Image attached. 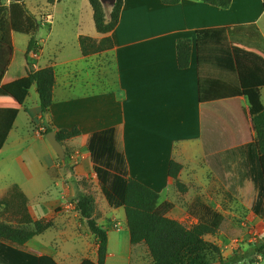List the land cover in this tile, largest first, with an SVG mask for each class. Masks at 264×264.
<instances>
[{"label":"crops","instance_id":"1","mask_svg":"<svg viewBox=\"0 0 264 264\" xmlns=\"http://www.w3.org/2000/svg\"><path fill=\"white\" fill-rule=\"evenodd\" d=\"M79 1L80 6L73 13L77 16L73 22L77 31L72 52L66 49L63 39L54 38L59 24L56 11L63 0H54L53 3L42 1L45 4L43 9L50 10L46 18L47 31L37 18L38 12L30 11L41 25L35 35L40 45L39 52L28 53L31 36L11 31L13 54L2 85L26 77L31 70L45 68H53L56 84L54 102L47 116L44 117L41 112L36 84L32 86L24 105L16 110V122L0 156L10 143L13 146L28 143L15 156V161L24 172V180L0 190V200L14 185H18L29 199L34 221H53L54 228L63 224L70 227L79 223L81 226L83 218L77 210L64 208L62 203L75 200L79 192H85L83 188L78 189L75 183L85 179L93 170L87 149L88 139L93 133L110 128H118L121 132L129 176L156 191L160 201L163 199L160 204L168 201L163 197L178 194L176 181L169 176L172 162L182 167L179 181L185 185L188 195H197L192 185L196 189H208L211 186L209 179L214 180L217 190L227 186L205 160L196 33L203 29L254 24L264 38L263 0H232L227 9L199 0H181L177 5L164 4L162 0H123L119 25L109 35L97 32L90 2ZM21 3L27 5L26 0ZM11 4L12 0H2L3 7L7 9V20ZM81 36L96 40L109 36L114 47L109 52L84 56L79 44ZM185 39L192 43L190 66L180 69L177 44ZM102 59H109L111 66L99 62ZM261 96L264 104V88L261 89ZM239 103L246 109L247 118H238L228 148L246 145L256 137L248 116L247 99L240 98ZM4 104L0 94V109ZM226 106L238 115V107ZM22 114L27 118L24 130L18 127ZM48 123L56 134L64 130L80 131V136L68 143L72 150L80 149L83 153L82 158L78 154L69 158L75 168L73 176L62 173L53 177L50 173L60 165H57L56 152L41 132L46 130ZM35 125L42 126L36 130ZM261 165L264 172V156L261 157ZM247 183L253 187L248 181L243 188H239L238 194ZM169 203L173 208L168 216L181 222L176 213L178 205ZM47 232L30 240L24 250L37 256H51L60 264L58 258L63 260L62 257H56L50 249L38 246L39 238ZM74 237L81 245L80 251L85 254L86 243L80 236ZM124 255L120 252L117 259L122 260ZM91 260L97 261L96 258ZM113 260L109 251L105 264H125L121 260ZM64 263L70 264L66 260Z\"/></svg>","mask_w":264,"mask_h":264},{"label":"trees","instance_id":"2","mask_svg":"<svg viewBox=\"0 0 264 264\" xmlns=\"http://www.w3.org/2000/svg\"><path fill=\"white\" fill-rule=\"evenodd\" d=\"M88 1L94 12L97 32L111 34L119 25L123 0H117L111 9H105L99 0ZM180 1L162 0L168 5H177ZM199 1L223 9L232 4V0ZM1 10L0 24L2 19L6 21L8 30L0 36V94L5 101L0 109V151L16 122V110L24 105L32 86L37 85L40 108L45 117L53 105L56 84L53 68H45L31 70L26 77L2 85L13 54L11 31L31 36L28 53H36L40 45L35 35L41 25L21 0H12L9 20ZM79 44L84 56L109 52L114 47L109 36L100 41L81 36ZM196 44L206 163L229 187L231 194H238L239 188L251 182L256 193L251 210L264 220V172L261 165V157L264 156V104L261 96V89L264 88V38L256 25H240L198 30ZM191 54V41L180 40L177 44L180 69L190 66ZM227 75L231 76L227 78ZM240 98L247 99L248 116L256 137L246 145L228 148L238 118H247L246 109L239 106ZM226 105L238 107V115ZM49 125H46L45 135L54 130ZM78 136V129L57 133L60 142ZM87 149L108 206L114 210L124 209L130 243L146 247L150 256L147 264H210L208 251L214 247L206 242L205 237L216 235L222 229L225 223L222 214L208 210L192 227L170 218L168 214L173 205L160 204V195L156 191L129 176L118 128L93 133L88 139ZM181 169V165L172 162L169 176L176 181L180 192L185 193L187 189L179 181ZM0 207L4 218L0 219V264H59L51 256H37L24 250L30 240L51 229L53 221H34L29 210V199L18 185H14L0 200ZM76 210L86 221L99 247L96 262L86 259L81 264H105L109 235L108 230L93 216L92 197L79 192Z\"/></svg>","mask_w":264,"mask_h":264},{"label":"rangeland","instance_id":"3","mask_svg":"<svg viewBox=\"0 0 264 264\" xmlns=\"http://www.w3.org/2000/svg\"><path fill=\"white\" fill-rule=\"evenodd\" d=\"M26 1V9L29 12L33 10L38 12L37 18L45 25V30L47 31L48 22L46 18L50 14V10L43 9L45 6L42 2L43 0ZM49 1L51 3L54 2V0ZM79 6V0H63V3L56 11L59 24L56 26L54 33L56 36L54 38L63 39L67 44L66 49H69L70 52H72V48L74 47V34L77 31L73 23L77 16H73V13L78 10ZM0 8L2 9L1 13L6 15L7 9L3 7L2 0H0ZM7 27L6 21L2 19L0 36H2L3 32H7ZM99 62H103V65L111 66L109 59H102ZM30 102L32 103V98ZM26 121L27 118L22 114L18 120L20 130H24ZM49 124V126H52L51 123ZM41 126L35 125L34 129L40 130ZM41 132L46 136L45 129L41 130ZM70 140L65 139L60 142L64 149L65 158L61 159L56 153L57 165H60V168L57 167L50 171L53 177L61 176L62 173L65 176H73L75 168L71 164V161H69V158L71 159V156L76 154L80 155L81 158L83 156L80 149L75 151L70 148L68 145ZM27 145L28 143L23 146H13L10 143L1 153L0 190H4L11 183H21L24 180V172L19 163L15 161V156L20 154V151ZM61 168L63 170H60ZM209 183L212 187L210 186L204 190L200 188L196 189V186L192 185V190L195 193L197 192V195H188L186 192L182 193L177 188L178 194H170L167 197H163L168 200L164 203H169L170 201L178 205L176 213L181 222L187 227L197 224L200 216L206 214L208 210L216 211L225 217L222 229L216 235L205 237L206 242L214 247L208 251L210 264H264V221L252 213L251 206L256 196L253 187H251L252 185L250 184V186L247 183L246 187L240 190L238 195H233L229 192L227 186L217 190L214 180L209 179ZM75 184L78 189L79 187L83 188L85 193L93 199V216L108 230L109 251L113 255V261L121 260L120 258L117 259V255L123 252L126 256L124 255L121 262L125 264L149 263L150 256L146 247L130 243L125 212L121 209H111L108 206L98 185L94 171L92 170L85 179L79 182L76 181ZM162 201L163 199L160 202ZM62 207L76 211V199L62 203ZM1 209L0 207V219L4 220L1 215ZM81 224V226L79 223L76 225L71 224L70 227L68 224H63L49 229V232L43 238H39L38 246L50 249V253L55 254L56 257L57 255L58 257H62L63 260L58 258L60 264H66L64 260L70 264H80L81 261L85 260V257L96 258L98 260L99 247L97 240L89 231L84 219ZM75 235L80 236L83 243H86L87 250H85V254L80 251L81 245L78 244V241L74 237Z\"/></svg>","mask_w":264,"mask_h":264},{"label":"water","instance_id":"4","mask_svg":"<svg viewBox=\"0 0 264 264\" xmlns=\"http://www.w3.org/2000/svg\"><path fill=\"white\" fill-rule=\"evenodd\" d=\"M101 2V4L103 5V7L105 9H111L115 6L117 0H99ZM47 140L49 141V143L51 144V146L53 147V149L55 150V152L58 154V156L61 159L65 158V153H64V149L62 144L60 143V141L57 138V134L55 131H51L46 135ZM221 264V263H218Z\"/></svg>","mask_w":264,"mask_h":264}]
</instances>
